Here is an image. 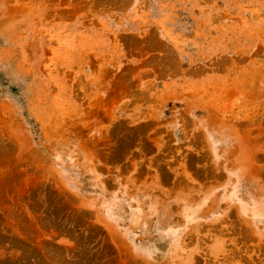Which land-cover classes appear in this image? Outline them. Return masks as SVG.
I'll return each instance as SVG.
<instances>
[{"label":"rangeland","instance_id":"374dc122","mask_svg":"<svg viewBox=\"0 0 264 264\" xmlns=\"http://www.w3.org/2000/svg\"><path fill=\"white\" fill-rule=\"evenodd\" d=\"M0 264H264V0H0Z\"/></svg>","mask_w":264,"mask_h":264}]
</instances>
